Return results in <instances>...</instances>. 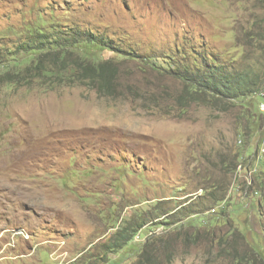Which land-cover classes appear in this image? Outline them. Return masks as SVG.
<instances>
[{"label": "rangeland", "instance_id": "1", "mask_svg": "<svg viewBox=\"0 0 264 264\" xmlns=\"http://www.w3.org/2000/svg\"><path fill=\"white\" fill-rule=\"evenodd\" d=\"M42 19L138 56L95 52L121 59V91L170 95L143 106L87 86L0 85V264H136L155 238L169 241L157 264H264V79L228 110L175 111L180 82L144 69H172L184 53L200 72L252 64L260 76L251 45L264 0H0V60ZM213 182L221 200L207 195ZM124 229L133 233L113 248Z\"/></svg>", "mask_w": 264, "mask_h": 264}, {"label": "trees", "instance_id": "2", "mask_svg": "<svg viewBox=\"0 0 264 264\" xmlns=\"http://www.w3.org/2000/svg\"><path fill=\"white\" fill-rule=\"evenodd\" d=\"M44 23L48 22L42 19L30 25L24 37L15 42V48L8 50L9 57L0 60V85L31 87L37 83L43 88L61 84L87 86L100 97L115 98L117 95H123L134 101L141 99L143 106H146L145 101L155 104L160 98L170 95L166 86H160L158 92H151L148 96L147 93L143 95L133 85H126L121 91L119 83L121 59L118 61L100 59L95 56V52L110 50L122 55L124 60L137 59L138 56L131 53L122 54L123 51L117 48L112 40L91 29L55 24L44 26ZM256 35L259 41L251 47L255 51H261L262 58L261 61L254 63H263L264 32ZM184 55L183 53L182 57L176 60L177 64L169 70L161 68L150 60H147L144 66V69H149L156 76L165 75L180 82L182 88L174 98L173 110L182 111L190 102L196 101H201L202 104L212 106L219 111L228 110L229 107L236 106L238 96L254 94L259 82L264 79V73L260 76L251 73L252 64L237 74L227 73L217 62L212 67L207 64L200 72L187 63ZM176 57V54L165 56L171 60ZM206 189L209 190L207 195H210V199L217 201L223 198V196L216 198L215 195L221 187L215 182L207 185ZM132 233L133 229L122 230L113 240L112 247H120L129 240ZM162 239L155 238L146 242L136 264H157V251L161 250L165 254L169 248V241ZM165 256L169 261V254Z\"/></svg>", "mask_w": 264, "mask_h": 264}, {"label": "built area", "instance_id": "3", "mask_svg": "<svg viewBox=\"0 0 264 264\" xmlns=\"http://www.w3.org/2000/svg\"><path fill=\"white\" fill-rule=\"evenodd\" d=\"M257 97L259 98V102L257 104L258 105V111L260 112V114L263 117V126H264V92Z\"/></svg>", "mask_w": 264, "mask_h": 264}, {"label": "bare ground", "instance_id": "4", "mask_svg": "<svg viewBox=\"0 0 264 264\" xmlns=\"http://www.w3.org/2000/svg\"><path fill=\"white\" fill-rule=\"evenodd\" d=\"M263 92H264V84L260 87L259 95L262 94Z\"/></svg>", "mask_w": 264, "mask_h": 264}]
</instances>
